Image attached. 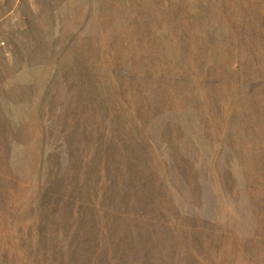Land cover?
I'll list each match as a JSON object with an SVG mask.
<instances>
[{"label":"rangeland","instance_id":"obj_1","mask_svg":"<svg viewBox=\"0 0 264 264\" xmlns=\"http://www.w3.org/2000/svg\"><path fill=\"white\" fill-rule=\"evenodd\" d=\"M0 264H264V0H0Z\"/></svg>","mask_w":264,"mask_h":264}]
</instances>
